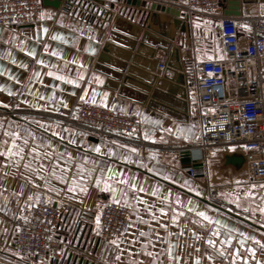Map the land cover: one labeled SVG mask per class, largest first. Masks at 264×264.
<instances>
[{
  "label": "crops",
  "instance_id": "obj_1",
  "mask_svg": "<svg viewBox=\"0 0 264 264\" xmlns=\"http://www.w3.org/2000/svg\"><path fill=\"white\" fill-rule=\"evenodd\" d=\"M148 1L153 2L155 0ZM158 2L169 4L163 0H158ZM105 5L97 6L100 12L95 13V18L92 21L89 20L92 11H88L86 8L81 12H76L74 9L65 11L43 6V16L35 24L20 29L0 28V70L4 72V75H0V85H4V89L0 90V111L37 110L72 115L82 104L107 105V107L118 111L123 110L121 112L139 116L143 125V135L145 137L147 134L149 141L176 144L179 143L178 141H183L181 139L183 137L189 141L197 140L200 127L196 115L197 93L194 78L187 77L186 79L188 95V112L186 114L183 113L184 101L180 96L171 100L172 107L169 109L159 106L151 108L142 103L144 97L141 94L131 89L117 90L114 82L108 81L109 78L105 75L108 71L106 65L98 64L97 59L116 17L120 15L134 23H139L141 17L136 10V5H125L122 0H105ZM241 12V16L238 17L240 19L255 13L264 14V3H244L242 1ZM222 13L224 14L223 7ZM159 15L161 21H170L167 15L163 13H159ZM111 17L112 20L108 23ZM206 22L214 23L195 20L191 23V31L188 34L178 36L174 45L180 48L181 56L193 47L197 51L199 60L220 59L222 57L220 42H218V48L211 49L214 43H211L206 30H203V25ZM239 24L241 28L248 26L243 21H240ZM119 25L121 29L128 28L125 23L121 22ZM216 27L219 38L217 24ZM43 29L48 31L44 32ZM52 35H60L68 43H64L63 40H52ZM19 41H23L27 49H34L37 57L44 59L46 63L50 62L60 66L64 64L63 59L50 55L51 49H56L60 56L66 60H75L87 66L86 68H77L75 64H68L64 70L65 74L70 77H74L77 72H83L85 79L78 81L79 86L68 85L43 75V83L37 82L32 87V91L38 92L40 95L47 93L62 97L68 104V108L62 107L57 101L56 108L58 110L54 111L48 106V101H37L29 96L23 83L17 84L14 80L9 81L7 79L8 73H11L21 81L26 80L30 71L19 67L18 65L21 63L28 65L29 70L32 68L43 72L48 70L35 65V58L27 56L21 50ZM45 43L49 45V53L43 52V44ZM85 48H95V53L86 52L84 51ZM168 59L169 52L166 50L159 51L155 63L158 64L160 61L167 63ZM13 60L16 61L15 64L12 62ZM181 61L186 76H188V65L183 60ZM94 75H99L103 83L96 84L93 81ZM158 84L160 87H168L167 82L158 81ZM53 85L56 87L53 88ZM9 90L19 94L8 95ZM93 91L96 93L95 97H93ZM85 93V101H81L79 96L85 95ZM104 93H107L106 99H103ZM158 96L164 98L161 90H159ZM94 98L96 103H92ZM25 100L28 103H25ZM35 103L40 104L39 109L33 106ZM34 121L44 124L45 127L51 125V131H45V128L39 127ZM155 121L158 123H152ZM18 126L21 129L26 127L37 137L38 141L41 136L46 137L52 147L41 149L39 160H34L32 155L27 154L28 150L33 148L31 139L24 137ZM178 126L185 130L183 134L177 130ZM65 128L75 134L70 137L69 131H62ZM189 128H195L194 135L191 133L190 138L186 136ZM1 130L0 148H3L8 141V138L4 136L7 131H20V136L28 139L29 142L24 146L25 152L21 154L23 159L20 156L10 159L6 154L0 155V210L19 212L29 203H44L46 198L48 199L47 204L60 208L63 214L59 229L60 238L64 244L67 242V246H73L68 252L65 264H80V260H83L82 264H197V262L198 264H243L241 257L246 258L247 264H257V261L264 264V248L255 244L252 239L255 238V240L264 243V223L257 221L256 218H246L240 213L236 214L209 203L205 198L206 182H204V178L192 179L188 173L182 171L184 165L182 164L181 153L161 159L152 152L127 145V148L121 147L124 144L115 141H100L77 129L41 119L30 120L21 117L13 121H5L1 123ZM53 132L58 133V135L54 136ZM70 138L76 143H70ZM20 142L17 141V143ZM96 145L101 146L100 154L92 151ZM108 148L115 150V156L106 154ZM130 148H135L137 151L131 153L128 150ZM213 150L214 154L217 155L210 162L213 175L215 174L216 163L217 167L221 169L217 172L222 174L223 179L229 181L231 170H234L233 174L237 175L239 180H244L245 177L240 175V171L245 167L238 169L226 162V155L240 154L242 151L231 146L217 147ZM184 152L188 153L190 161V153L187 150ZM45 153H47V158H45ZM82 155L88 157L87 167H91L93 160L98 161L99 166L109 165L124 176L135 177L137 185L144 189V191H136L134 193L136 200L132 201L134 205L139 207L143 219L141 221L134 214L130 215V225L126 236L119 244L104 246L97 237L99 226L95 222V217L99 213V205L101 202L113 201L111 193L102 190L103 183L97 188L94 180H89L84 182L86 192H81L77 188L74 193H66V185L61 184L58 178L52 176L50 161H56L68 168L65 178L71 180V174L77 172L76 164L78 162L83 164L82 160H77ZM123 156H127L128 160L122 159ZM39 162L46 165L42 174L36 171ZM25 164H30L31 167H25ZM41 175L48 178L49 186H54L56 191L60 193L59 196L55 192L48 191L49 186H45L44 181L40 178ZM153 189H155V195L151 194ZM132 195L133 193L130 192L129 196ZM29 196L32 197L31 201L28 200ZM141 199L147 202L148 207L155 209V219L145 211L144 204L136 203ZM121 203L124 204L123 201ZM160 208L165 209L164 213L159 211ZM196 211H204L212 221H219V225L215 223L209 225L207 221L196 216ZM173 215L176 216L175 220L172 219ZM79 228L80 230L77 232ZM213 230L219 231L221 235L212 236ZM141 231L145 232L146 236H140ZM226 234H231L233 240L231 244L221 246L219 240L224 239ZM158 237L162 239H158ZM210 238L215 241V245L206 243V240ZM7 240H3L5 246L8 243ZM3 241H0V250L3 248ZM238 241L243 243H238ZM246 247L255 249L254 254L246 252ZM221 249L224 251V256L219 255ZM149 252L152 253L151 256L146 254ZM236 252L238 255L234 256L233 253ZM35 264L57 263L48 258L39 260Z\"/></svg>",
  "mask_w": 264,
  "mask_h": 264
},
{
  "label": "built area",
  "instance_id": "obj_2",
  "mask_svg": "<svg viewBox=\"0 0 264 264\" xmlns=\"http://www.w3.org/2000/svg\"><path fill=\"white\" fill-rule=\"evenodd\" d=\"M125 1V0H122ZM222 0H177L169 5L184 14L191 25L195 20L218 25L222 49L220 59L199 60L191 50L182 54L188 73L194 78L196 115L200 140L190 148L145 139L139 116L107 106L82 104L72 115L37 110L5 111L7 116L41 119L77 129L100 141H115L152 152L161 159L187 150L190 162L182 171L192 178L204 173L205 153L217 147H235L245 155L244 167L251 182L264 185V14L244 19L222 13ZM42 0H0V28L20 29L38 22L43 13ZM240 21L247 27L241 28ZM165 70L166 62L157 65ZM218 194L212 188L210 198ZM25 205L10 222L1 223L12 236L0 250V264H35L51 259L65 264L73 246L60 238L62 210L42 202ZM97 237L101 244L121 243L130 225V209L123 203L101 202ZM1 247V245H0ZM101 261V259L97 258ZM96 259V260H97Z\"/></svg>",
  "mask_w": 264,
  "mask_h": 264
},
{
  "label": "water",
  "instance_id": "obj_3",
  "mask_svg": "<svg viewBox=\"0 0 264 264\" xmlns=\"http://www.w3.org/2000/svg\"><path fill=\"white\" fill-rule=\"evenodd\" d=\"M90 1V2H89ZM168 3L177 0H163ZM244 3H264V0H242ZM241 0H222L221 6L224 15L240 17ZM43 6L63 9L65 11H80L85 8L90 12L89 20L95 18V13L100 12V7L105 5V0H42ZM125 5H136L141 19L139 23L126 20L120 15L116 17L111 31L101 48L97 62L106 65L105 75L115 84V89H131L144 97L143 104L157 108L172 107L171 100L180 96L184 101L183 113L188 112L186 76L181 61L180 48L174 45L178 36L188 34L191 26L184 20V14L175 7L158 0H125ZM126 13V12H125ZM159 13L168 16L170 21H161ZM99 14V13H97ZM109 18V17H108ZM107 18V19H108ZM112 17L108 20L110 23ZM107 21V20H106ZM125 23L128 28L121 29L120 23ZM169 52L166 71L157 68L156 55L159 51ZM119 66V67H118ZM159 82H167L168 87H160ZM162 91L164 98L158 96ZM183 165L189 164L187 152L181 153ZM226 162L240 169L245 164L243 153L226 155ZM56 207V206H55ZM80 230L77 229V232ZM83 260H80L82 264ZM93 264V263H92Z\"/></svg>",
  "mask_w": 264,
  "mask_h": 264
},
{
  "label": "snow or ice",
  "instance_id": "obj_4",
  "mask_svg": "<svg viewBox=\"0 0 264 264\" xmlns=\"http://www.w3.org/2000/svg\"><path fill=\"white\" fill-rule=\"evenodd\" d=\"M106 7V5H105ZM43 16V13L41 14ZM44 32H47V29H43ZM89 31H91V29H89ZM37 39L39 37H36ZM52 40H63L64 43H68L67 40H64V38L60 35H52L51 36ZM91 39V37H90ZM20 45H21V50L25 52V54L27 56L33 57L35 58V65L41 66V68H46L48 69L46 72H43L41 70H37L36 68H32L31 70L28 69V65L26 64H19L18 66L21 68H24L26 71H30V75L26 78V80L21 81L19 78L13 76L11 73H8L7 79L9 81H15L17 84L23 83L25 86V90L27 91L29 96H32L34 100L37 101H48L49 102V107L52 110H58L56 108V103L57 101L59 102V104L64 107V108H68V104L63 100L62 97H56L54 94H45V95H40L38 92H33L32 91V87L35 83L39 82V83H43L42 80V76L46 75L47 77L53 78L56 81H60L63 83H66L68 85H72V86H79L78 81H82L85 79V75L83 74V72H77L75 74L74 77H70L69 75L65 74V68L67 67L68 64H75L77 66V68H86V65L80 64L75 60H71L68 61L65 58L60 56V53L56 50V49H49V45L47 43L43 44V52L44 53H49L50 51V55L53 57H57L58 59H63L64 60V64L62 66L57 65V64H53V63H46L44 59L42 58H38L37 57V53L36 51L33 50H29L24 46V42L23 41H19ZM84 51L86 52H90L91 54L95 53V48H85ZM11 55V54H9ZM211 58V57H209ZM14 64L16 63L15 60L12 61ZM0 75H4L3 70H0ZM93 81L96 84H102L103 80L101 79V77L99 75H94L93 76ZM53 88L56 87V85L52 86ZM4 89V85H0V90ZM19 93L14 92L12 90L8 91V95H17ZM74 94V93H73ZM85 95H80L79 99L81 101H85ZM96 96V93L93 91V97ZM107 97V93L103 94V99H106ZM102 99V102H103ZM25 103H28L27 100L24 101ZM92 103H96L95 98L92 100ZM7 106V105H5ZM34 107H36L37 109L40 108V104L39 103H35L33 105ZM107 106V105H104ZM123 111V110H121ZM147 119V118H145ZM39 125V127L41 128H45V131H51L52 126L49 125L47 127H45L44 124L40 123V122H35ZM152 123H158V121L152 122ZM18 129H20V131L23 132V136L24 137H28L31 139V142L33 144V148L29 149L27 154L28 155H32L34 160H39L41 152V149H50L52 146L51 144L48 142L47 138L44 136H41L39 138V141L37 140V137L30 131H28V129L25 128H20V126H18ZM177 130L179 132H181L182 134L185 132L184 129L179 128V126L177 127ZM20 131H7L4 133V136L8 138L7 143L4 145L3 148H0V155H7L10 159H14L15 157L20 156L21 159H23V157L21 156L22 153L25 152V145L28 144L29 140L28 139H24L23 137L20 136ZM62 131H69V129H62ZM188 131H191V129L189 128ZM54 136L58 135V133L53 132L52 133ZM75 133L70 132V137L72 135H74ZM145 139H148L147 134L145 135ZM21 141L20 143H17V141ZM70 143H76L75 140H72L71 138L69 139ZM115 143V142H113ZM121 147H125L127 148L126 145H122ZM131 153H135L137 150L135 148H130L128 149ZM92 151L95 153L100 154L101 153V146L100 145H96L92 148ZM108 156H115V150L113 148H108L107 149V153ZM45 158H47V153H45ZM69 159H71V157L69 156ZM122 159H124L125 161L128 160L127 156H123ZM77 160H82L83 164L81 163H77L76 164V169L77 172L72 173L71 174V180L66 179V174L68 173V168L64 165H60L58 164L56 161H50V163L52 164V176L54 178H58L61 184H65L66 185V193H74L76 191L77 188L80 189L81 192H86L87 189L84 187V182L89 181V180H94L95 182V186L97 188H99L101 186V183H103V191H108L111 193L112 198H113V202L115 203H120L121 201L124 202L125 206L131 209V213L130 215H135L137 217V219L142 221V217L140 214V209L139 207H137L136 205H134L132 203V201L136 200V197L134 195V193L136 191H144L142 186H138L136 183V178L135 177H127L124 176L122 173H119L118 171L114 170L111 168V166L109 165H103V166H99V162L96 160H93L91 163V167H87L88 165V157L87 155H82L81 157H78ZM25 167H31L30 164H25ZM46 169V165L43 164V162H39L37 164V168L36 171L38 173H43ZM117 177H119V179H117ZM40 178L44 181L45 186H49L50 185V181L48 180L47 177L41 175ZM257 185H251L250 188H243L242 192L239 194H235V199L231 200L230 202L236 203L237 207H241V202H240V196L242 195L248 202V206L243 207V211L248 213L251 212L252 214H256L259 213V217L262 223H264V194L260 195L259 200L260 202L258 204L255 203V193L252 191V189L256 188ZM260 187H264V185H261ZM48 191L49 192H55L57 196L60 195L59 192L56 191V188L54 186H49L48 187ZM133 193L132 196H129V193ZM152 195H155V189L152 190ZM28 200L31 201L32 197L29 196ZM37 200H39V197H37ZM45 204L48 203V199L46 198L43 201ZM137 204H144L145 205V211L148 213L149 216H151L153 219H155V209H153L152 207H148L147 206V202L143 201L142 199L140 201H136ZM254 205V206H253ZM34 205L32 203L28 204V207L31 208ZM190 211H192V209H189ZM159 211L161 213H164L165 209L164 208H160ZM196 216L202 218L204 221H207L209 225H212L213 223H215L216 225H219V221H212V219L206 215V213L204 211H196ZM173 220L176 219V216L173 215L172 217ZM95 222L97 224V226L100 225V214L97 213L96 217H95ZM140 236H146V233L141 231L139 233ZM211 235L214 237H218L219 235H221V233L219 231L213 230L211 232ZM243 235V234H241ZM158 239H162L159 238ZM253 242L255 244H259L261 246V248H264V243H261L258 240H255V238H252ZM233 240V237L231 234H226L224 236V239L219 240V243L221 246H223L224 244H231ZM113 244H116L117 241L113 240L112 241ZM206 243L209 245H215V241L213 239H208L206 240ZM238 243H243L242 241H238ZM245 251L248 253H252L254 254L255 249L253 248H245ZM147 255L151 256L152 253H146ZM169 255H170V251H169ZM219 255L224 256V251L221 249V251L219 252ZM233 255H238V252L233 253ZM117 259H119V256H117ZM209 259H211V257H209ZM241 260L243 262V264H247L246 258L241 257ZM198 264V262H197ZM257 264H261L260 261H257Z\"/></svg>",
  "mask_w": 264,
  "mask_h": 264
},
{
  "label": "rangeland",
  "instance_id": "obj_5",
  "mask_svg": "<svg viewBox=\"0 0 264 264\" xmlns=\"http://www.w3.org/2000/svg\"><path fill=\"white\" fill-rule=\"evenodd\" d=\"M203 30H206L207 33V37L209 40H211V43H214L211 47V49H214L215 47L218 48V42L219 38L217 37V27L215 23H208L206 22L203 25ZM191 50L192 52H194L196 54V56L198 57L197 51L195 48H190L187 51ZM188 73V70H187ZM189 75V73H188ZM196 117V116H194ZM17 118L15 117H11V116H7L6 114L2 113L0 111V141H1V136H2V130H1V123L5 122V121H13L16 120ZM194 127V126H193ZM191 131L186 132V136L188 138H190V134L193 133L192 135H194V130L195 128L191 129ZM185 136V135H184ZM183 141H178L179 143H166V144H170V145H176L177 147L186 149V148H190L193 145H196L199 143L200 140V128H199V133L197 135V140H193V141H189L185 140V138H181ZM180 139V140H181ZM173 155V154H172ZM171 156V155H170ZM217 155L214 154V150L211 153H205L202 156V159L204 160L205 164H204V173H201L200 175H198L197 177L191 178L192 179H196L198 177H202V179L204 180V182H206V195L205 198L209 203H213L214 205L220 206L224 209H227L229 211H232L233 213H240V215L245 216L246 218H256L257 221H261L260 217H259V213L256 214H252L251 212H244L243 211V207L248 206V202L247 200L241 195L240 196V202H241V207H237L236 203L230 202L231 200L235 199V194H239L242 192L243 188H250L251 185H257L256 188L252 189V191L255 193V203L258 204L260 202L259 197L260 195L264 194V187H260L262 184H255L253 182L250 181L247 171L245 168H242L240 171V175L244 178V180H239L237 175H234L233 172L234 170H231V179L225 180L222 177V174L217 172L218 170H221L217 167V164L215 163V174L213 175V172L211 171V165L210 162H212L214 160V157H216ZM213 157V158H212ZM208 163H209V170H208ZM213 176H215L213 178ZM209 179V180H208ZM214 179V180H213ZM212 188H217L218 190V194L216 196H213L212 198H210V191ZM254 206V205H253ZM18 214L17 212H11V211H6V210H0V237L3 236L4 234L7 236H12V232L6 231L5 228L2 227L1 223L5 222V220L7 221H12L16 215Z\"/></svg>",
  "mask_w": 264,
  "mask_h": 264
}]
</instances>
